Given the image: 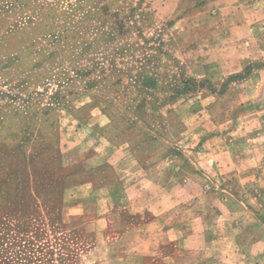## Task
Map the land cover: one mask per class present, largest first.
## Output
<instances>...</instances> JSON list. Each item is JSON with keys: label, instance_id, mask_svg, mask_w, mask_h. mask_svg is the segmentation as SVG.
I'll use <instances>...</instances> for the list:
<instances>
[{"label": "rangeland", "instance_id": "rangeland-1", "mask_svg": "<svg viewBox=\"0 0 264 264\" xmlns=\"http://www.w3.org/2000/svg\"><path fill=\"white\" fill-rule=\"evenodd\" d=\"M221 8L0 0V264H122L89 198L118 160L205 173L264 222V17L236 38L247 9Z\"/></svg>", "mask_w": 264, "mask_h": 264}, {"label": "crops", "instance_id": "crops-1", "mask_svg": "<svg viewBox=\"0 0 264 264\" xmlns=\"http://www.w3.org/2000/svg\"><path fill=\"white\" fill-rule=\"evenodd\" d=\"M213 3L224 12L235 9L240 13L246 7L244 21L248 26L232 23L230 28L236 38L253 37L254 26L264 17L260 6H253L259 5L258 1L213 0ZM226 3L232 4V8ZM263 3L261 0L262 7ZM242 29L244 32H240ZM144 163L137 159L111 162L114 178L92 188L89 194L108 233L114 236L108 241L121 245L120 249L123 247L122 255L112 252L122 264H264V222L247 205L248 201L243 206L235 205L234 196L223 188L225 183L218 185L216 196L205 201L210 190L204 185L195 189L193 182L213 178L201 172L189 174L183 180L186 183L164 175L161 177H165L166 186L156 185L158 176L146 169ZM225 165L220 159L219 166L224 171ZM224 171L217 174L219 182H224L221 176ZM183 205H188V216L178 213ZM238 213L244 217L237 218Z\"/></svg>", "mask_w": 264, "mask_h": 264}]
</instances>
